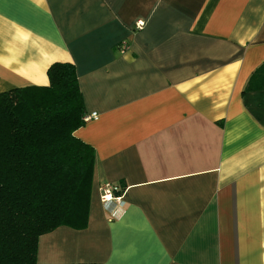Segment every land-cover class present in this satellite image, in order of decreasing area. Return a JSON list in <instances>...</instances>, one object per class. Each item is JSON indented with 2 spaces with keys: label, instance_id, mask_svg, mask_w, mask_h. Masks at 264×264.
<instances>
[{
  "label": "crops",
  "instance_id": "obj_1",
  "mask_svg": "<svg viewBox=\"0 0 264 264\" xmlns=\"http://www.w3.org/2000/svg\"><path fill=\"white\" fill-rule=\"evenodd\" d=\"M57 61L99 114L75 132L94 183L88 224L42 234L40 262L264 264V91L245 92L264 0H0V92Z\"/></svg>",
  "mask_w": 264,
  "mask_h": 264
},
{
  "label": "trees",
  "instance_id": "obj_2",
  "mask_svg": "<svg viewBox=\"0 0 264 264\" xmlns=\"http://www.w3.org/2000/svg\"><path fill=\"white\" fill-rule=\"evenodd\" d=\"M48 77L0 92V264H52L38 260L40 236L88 224L95 149L75 134L87 114L77 68L57 61ZM262 91L264 63L245 88Z\"/></svg>",
  "mask_w": 264,
  "mask_h": 264
},
{
  "label": "built area",
  "instance_id": "obj_3",
  "mask_svg": "<svg viewBox=\"0 0 264 264\" xmlns=\"http://www.w3.org/2000/svg\"><path fill=\"white\" fill-rule=\"evenodd\" d=\"M143 27H144V22L139 20L136 23V28L141 30ZM130 48H131V45H130L129 41L123 40L121 42L120 49L123 53L130 50ZM98 118H99V114L97 112H92L91 114H86V116H85L86 121L91 120V119H98ZM116 190H117L116 187L111 183H107L101 187V191H102L101 200L107 208H109L111 206V204H113L114 200H120L121 199L120 197L115 196Z\"/></svg>",
  "mask_w": 264,
  "mask_h": 264
}]
</instances>
